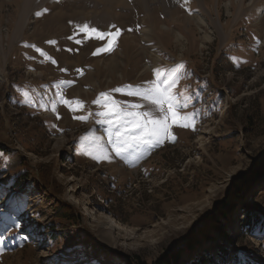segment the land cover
<instances>
[{
	"label": "rangeland",
	"instance_id": "rangeland-1",
	"mask_svg": "<svg viewBox=\"0 0 264 264\" xmlns=\"http://www.w3.org/2000/svg\"><path fill=\"white\" fill-rule=\"evenodd\" d=\"M125 2L0 0V264H264V0ZM157 81L189 126L153 146Z\"/></svg>",
	"mask_w": 264,
	"mask_h": 264
},
{
	"label": "snow or ice",
	"instance_id": "snow-or-ice-1",
	"mask_svg": "<svg viewBox=\"0 0 264 264\" xmlns=\"http://www.w3.org/2000/svg\"><path fill=\"white\" fill-rule=\"evenodd\" d=\"M40 15V13H37ZM114 27V26H113ZM81 31L85 32L89 38H95L100 40H106V44L103 47L97 48L96 53H110L114 50V46L119 37V30L116 32H100L96 28H90L88 24H84ZM131 31V29H129ZM77 44L80 43V40L75 41ZM39 51V50H38ZM43 55V53H42ZM165 79H167L165 77ZM175 81H172L166 86H161V83L157 81L155 87L151 89H145L143 91H137L135 93L129 92V95L140 96L143 99L150 100L153 105H155L158 115H153L149 112L129 113L134 117H148V119H134L131 124L132 128L140 130L145 133L144 136H141L139 139L144 144H156L163 143L165 139H168L171 136V128L173 126L188 127L189 124L186 122V117L182 115L181 109L186 108L187 104L178 100V98L171 94V87ZM117 92L120 89H116ZM104 95V94H102ZM132 107H141L140 105H133ZM112 113H101L100 115H109ZM80 119H85L80 117ZM117 136H123V133L117 132Z\"/></svg>",
	"mask_w": 264,
	"mask_h": 264
},
{
	"label": "bare ground",
	"instance_id": "bare-ground-1",
	"mask_svg": "<svg viewBox=\"0 0 264 264\" xmlns=\"http://www.w3.org/2000/svg\"><path fill=\"white\" fill-rule=\"evenodd\" d=\"M118 2L119 3L121 2L122 4L126 3L125 0H118ZM167 2H168V0H165V3L166 4H167ZM37 3H39V0H25L23 9H22V11L20 13V21H19V24H18L17 28H21V27L23 28V26L27 22L26 20L28 18V13L30 11L31 6L34 5V4H37ZM216 26H217L218 29H220V26L218 24H216ZM176 40H178V41L181 40L180 35H179L178 38H176ZM91 210L92 211H90V212L88 211L89 212V215H90V218H91V221L94 222V223H97V224L102 223V219H101L100 215L97 214V212L95 211V209L93 208ZM114 224L116 226V223H114Z\"/></svg>",
	"mask_w": 264,
	"mask_h": 264
},
{
	"label": "trees",
	"instance_id": "trees-1",
	"mask_svg": "<svg viewBox=\"0 0 264 264\" xmlns=\"http://www.w3.org/2000/svg\"><path fill=\"white\" fill-rule=\"evenodd\" d=\"M64 207V209H65V207L66 206H63ZM245 224L247 225V228H249V229H253V228H255V221H254V218L251 216H246L245 217ZM173 256H170V257H168V256H165L164 258H162L161 260H158L157 261V264H172L173 263ZM239 261L241 262L242 261V258H239ZM223 262L224 261H221V263L220 264H223ZM176 263V262H175ZM174 263V264H175ZM202 262L200 261L199 263H197V264H201ZM246 264H251V263H246Z\"/></svg>",
	"mask_w": 264,
	"mask_h": 264
}]
</instances>
